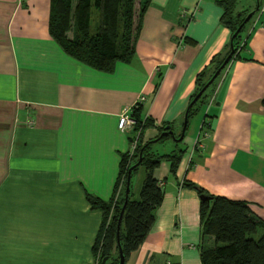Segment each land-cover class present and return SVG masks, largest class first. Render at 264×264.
<instances>
[{
	"label": "crops",
	"instance_id": "1",
	"mask_svg": "<svg viewBox=\"0 0 264 264\" xmlns=\"http://www.w3.org/2000/svg\"><path fill=\"white\" fill-rule=\"evenodd\" d=\"M257 3L236 9L247 13ZM221 13L216 0H150L131 60L100 71L52 38L50 0H0V264L96 263L103 215L86 194L112 196L121 156L130 150L131 131L118 129L119 112L143 95L141 118L170 125L178 136L198 73L228 49L231 31ZM242 37L240 54L251 60H230L197 126L186 140L185 132L180 143L171 139L164 153L192 149L197 127L198 134L209 123L202 147L183 155L174 176L167 161L155 169L164 197L124 264H202V247L213 240L202 238L200 197L184 180L245 200L264 220V0ZM157 126L144 136L154 138ZM144 175L140 166L133 194Z\"/></svg>",
	"mask_w": 264,
	"mask_h": 264
},
{
	"label": "trees",
	"instance_id": "2",
	"mask_svg": "<svg viewBox=\"0 0 264 264\" xmlns=\"http://www.w3.org/2000/svg\"><path fill=\"white\" fill-rule=\"evenodd\" d=\"M149 1L50 0L49 32L60 48L77 61L96 70L111 71L117 61L129 62L133 57L134 43ZM216 1L222 8L220 21L230 29L231 39L248 12L236 9L237 0ZM257 4L260 6V0ZM237 13H240L239 16ZM246 23L233 38L232 46L229 40L227 51L224 54L214 55L210 61V68L198 73L196 90L189 103L210 80L231 50L233 52L225 66L232 59L243 58L240 51L245 47L246 40L242 37V31ZM214 80L188 108L187 118L196 114L199 108L196 106L198 102L205 103L204 99L209 96V89ZM261 104L264 106V96ZM140 110L141 105L132 112L136 123L129 138L131 143L135 133L139 131L137 146L132 154L129 151L122 154L118 181L112 196L108 200H103L93 194H86L91 208L101 210L103 215L93 246L96 264H102L105 256H108L105 264L119 262L117 221L124 202L126 179L131 166L139 160L140 151L142 150L140 163L130 170L128 200L119 228L120 244L125 259L144 241L154 223V211L163 200L164 188L154 176L155 169L163 161H167L169 173L174 176L186 150L184 146L178 145L166 153L152 151L153 138L143 139L144 130L150 125H157L148 117L141 118ZM165 126H157L159 133L154 138L159 136ZM202 129H209L207 121H203ZM170 137V135L162 136L157 142ZM182 139L176 141L180 143ZM140 166L145 168V175L138 195L134 197L131 180ZM183 185L194 189L199 197L207 196V199H200L201 233L202 238L210 237L213 243L202 247L200 253L202 264H264V220L253 212L247 201L210 194L198 184L188 180H184ZM258 232L260 233L256 236Z\"/></svg>",
	"mask_w": 264,
	"mask_h": 264
},
{
	"label": "water",
	"instance_id": "3",
	"mask_svg": "<svg viewBox=\"0 0 264 264\" xmlns=\"http://www.w3.org/2000/svg\"><path fill=\"white\" fill-rule=\"evenodd\" d=\"M259 7V4H257L255 10ZM255 10H252L250 12L247 13V15L245 16V18L243 19V21L238 25L236 31L233 33L231 39H230V43L232 46V40L235 37V35L239 32V30L241 29V27L251 18V16L253 15V13L255 12ZM240 13H237V15L239 16ZM233 52V50H231V52L225 57V59L223 60V63L221 64V66L215 71V73L213 74V76L210 78V80L205 84V86L197 93V95L191 100V102L188 104L186 110H185V114H184V120H183V124H182V128H181V132L179 134V136H176L175 133L173 132L172 129H170V125H166L164 127V129L162 130V132L159 134L158 137L153 138L151 141L152 142H156L160 137L162 136H166V135H170L171 138H173L174 140H181L183 138L185 129H186V124H187V113H188V108L196 101V99L200 96V94L203 92V90L213 82V80L215 79V77L218 75V73L220 72L221 68H223L225 66V64L229 61L231 53ZM142 151V150H141ZM141 151L139 153V160L134 163L131 168L137 166L140 161H141ZM130 168V170H131ZM130 170L126 179V186H125V197H124V202L123 205L121 207L119 216H118V221H117V230H116V238H117V244H118V252H119V262L116 264H124L125 262V256L123 254L122 251V247L120 244V238H119V228H120V222L122 219V214L124 211V208L126 206L127 200H128V193H129V189H130ZM200 199H207V196L205 195H200ZM108 259V256H105L102 259V264H105L106 260Z\"/></svg>",
	"mask_w": 264,
	"mask_h": 264
},
{
	"label": "built area",
	"instance_id": "4",
	"mask_svg": "<svg viewBox=\"0 0 264 264\" xmlns=\"http://www.w3.org/2000/svg\"><path fill=\"white\" fill-rule=\"evenodd\" d=\"M143 101H144V96L140 95L138 97V99L135 102H133L131 105L125 106L124 108L121 109V111L119 112V115H118V122H117V127H118L119 130H121V131H127V130L131 131L134 128V125H135L136 121H135L134 117L132 116V112ZM138 133H139V131H137L135 133L134 138H133V140L130 143L129 152L131 154L136 149ZM207 135H208L207 130L206 129H202L201 130V128H200V132L197 135V138L195 139V142H194L193 148L191 149V152H193L194 149L202 147L203 139Z\"/></svg>",
	"mask_w": 264,
	"mask_h": 264
},
{
	"label": "rangeland",
	"instance_id": "5",
	"mask_svg": "<svg viewBox=\"0 0 264 264\" xmlns=\"http://www.w3.org/2000/svg\"><path fill=\"white\" fill-rule=\"evenodd\" d=\"M252 2H253V0H237V5H236L237 7H236V8H237V9H240V8H247V7L251 6ZM202 104H203V103H202ZM202 104H200V102H198L197 105H196L197 108L199 107L198 110H197L198 113L196 112V114L192 115L190 118H189V117L187 118V124H186V130H185L186 136H184L183 141L186 140V139H187V136L191 133V130H192L193 125H194L195 127L197 126V121H196V120H199L200 117L204 115L203 107L201 108V105H202ZM195 108H196V107H195ZM195 108H194V109H195ZM195 122H196V123H195ZM195 130H196V128H195ZM176 131H178V129H177ZM197 132H198V127H197V130H196L195 138H197V135L199 134V133L197 134ZM199 132H200V131H199ZM177 133H178V132H177ZM143 139H147V136H144ZM171 139L174 140L173 138H169V139H166V140H161V141H159L158 144L156 143L155 145H153L152 150H153L154 152H156V153H164L165 151L169 150V149H168V144H171V142H172ZM194 142H195V139H194ZM194 142H192L191 145H193ZM166 144H167V145H166ZM163 145H164V147H163ZM151 146H152V144H151ZM190 149H191V148H190V145H189V147H186V150H185V152H184L185 157L188 155V152H189ZM140 170L143 171L142 168H141ZM138 189H139V188H138ZM137 192H138V191H137ZM137 192H135L134 195H136ZM259 233H260V232H258V234H257L256 236H258Z\"/></svg>",
	"mask_w": 264,
	"mask_h": 264
}]
</instances>
